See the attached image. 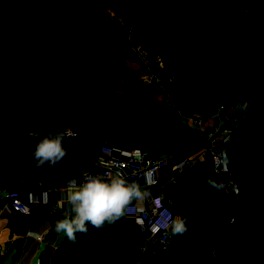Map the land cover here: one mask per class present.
Segmentation results:
<instances>
[{
	"label": "trees",
	"instance_id": "1",
	"mask_svg": "<svg viewBox=\"0 0 264 264\" xmlns=\"http://www.w3.org/2000/svg\"><path fill=\"white\" fill-rule=\"evenodd\" d=\"M131 2L0 0V184L45 171L46 163L32 164L28 132L70 128L119 149L155 148L161 155L194 144L190 128L154 97L160 90L116 57L111 38L125 29L101 21L114 6L138 21L132 30L151 47L149 69L158 52H179L194 65L187 83L158 84L175 106L205 116L220 101L241 95L246 102L221 148L232 157L226 167L237 196L208 182H216L208 163L178 172L166 196L188 227L180 245L156 251L151 264H246L250 256L264 264V0ZM231 44L246 51L233 62ZM101 77H119L132 90L114 94ZM77 237L73 244L64 235L49 264H134L129 248L139 236L124 216L102 229L89 225ZM207 244L214 245V258L205 254Z\"/></svg>",
	"mask_w": 264,
	"mask_h": 264
},
{
	"label": "built area",
	"instance_id": "2",
	"mask_svg": "<svg viewBox=\"0 0 264 264\" xmlns=\"http://www.w3.org/2000/svg\"><path fill=\"white\" fill-rule=\"evenodd\" d=\"M154 97L159 101H165L173 108L174 115L190 128L193 140L197 144L195 153L172 159L168 155L152 154L148 150L131 148L119 151L111 148L106 140L96 141L85 137L77 130L59 128L71 135L64 138V145L68 150L66 156L55 165L46 163L44 178L20 179L12 184H0V201L15 213L31 220L34 208L52 204L51 195L54 194L53 209L62 215L66 208L63 199L64 183L69 177L76 176L79 183L84 175L100 173L107 176L119 170L127 179L135 180L147 188L143 199L134 200L131 210L124 215L136 227L139 250L142 254L151 255L158 250L167 249L171 237L164 235L165 230L160 226V221L175 216L166 196L168 182L166 184L161 182L167 161L170 162L172 171L208 163L216 182L222 185L219 189L233 197L238 194L236 180L219 158L223 144L230 138L231 129L225 127L224 123L234 115L235 108L219 103L213 111L201 116L175 106L173 98L164 96L160 91H157ZM32 133L34 132H28L27 135L29 144L35 147ZM45 182H49V187H45ZM36 240L53 242L45 233L37 235Z\"/></svg>",
	"mask_w": 264,
	"mask_h": 264
},
{
	"label": "clouds",
	"instance_id": "3",
	"mask_svg": "<svg viewBox=\"0 0 264 264\" xmlns=\"http://www.w3.org/2000/svg\"><path fill=\"white\" fill-rule=\"evenodd\" d=\"M245 107L246 102H237L238 110ZM65 136L71 135L59 128L32 133L35 147L29 156L33 166L39 169L45 163L55 165L65 157L68 151L64 145ZM28 144L26 142L25 147ZM219 158L225 166L232 160L226 149L219 153ZM208 182L216 188L222 186L211 179ZM64 186L66 208L55 220L54 230L64 234L73 244L79 243L78 232L86 234L89 225L102 229L112 224L131 210L134 200L143 199L147 192V188L135 180L127 179L119 170L107 176L100 173L84 175L79 183L76 176H71ZM186 219L176 215L160 221V226L165 230L164 235L174 237L176 234H183L188 227Z\"/></svg>",
	"mask_w": 264,
	"mask_h": 264
},
{
	"label": "rangeland",
	"instance_id": "4",
	"mask_svg": "<svg viewBox=\"0 0 264 264\" xmlns=\"http://www.w3.org/2000/svg\"><path fill=\"white\" fill-rule=\"evenodd\" d=\"M134 1L140 2L141 0H132V2ZM101 21H103L106 24H112L113 25L112 28L116 27L119 32H122L119 26L125 29L126 32L124 33L125 35L122 34L121 37L119 35H115L111 39L113 40V42L115 41L116 43L115 42L114 43L115 45H117L116 48H114V50L117 52L116 57L122 58L125 64L129 67L128 73L132 72L133 74H135L137 80H142L144 83H146V85L147 84L152 85V87H154L156 90L162 91L167 97L169 96L167 89L166 88L163 89V86L158 85L161 80L170 85H177L182 82L187 83L190 77L194 76V72H195L194 65L188 62L184 58V56H182L179 52L176 51H171L168 55H164L158 52L157 55L154 56L153 67L149 69L147 67L149 66V63L147 61L148 58L147 56H149V53L152 51L151 47L148 45V48L150 49L149 52L145 46L146 43L143 41V38H141L143 34H137L135 31L132 30L133 26L136 25L138 21L129 14H127L124 10L118 9L117 7L114 6H107L101 16ZM227 32L228 31H226V33ZM229 51L231 53L235 51L233 52L234 55L232 62L237 59V54L239 52H240L239 57L242 56L243 54H246L245 49L242 50L241 47L238 48L237 46L235 47V45L232 44L229 46ZM101 79H103L105 84L114 94L130 92L132 90V86L129 83H125L123 80L119 79V77H113V78L101 77ZM253 80L256 83L257 81L256 67L253 70ZM238 101L244 102L241 95L236 99L223 100L219 102L224 106L232 105L235 108L234 115L225 120L224 124L225 127H228V129H232L237 124L240 113L244 111V109L238 110L237 108ZM170 109L172 111L173 116H175L173 113L174 112L173 108ZM185 113L187 115H191L188 114L187 112ZM84 136L87 138H92L91 136L88 135H84ZM193 143H194L193 145L188 143V145H186L188 146V149L185 151H182L180 153H169L168 154V156H170L169 158L175 159L180 156L187 155L191 152L195 153L197 144L195 142ZM110 147L114 148V150H119V151L124 150V149H119L116 146H110ZM147 150L152 154L159 155V153H157V150L155 148H150ZM180 171L181 170L172 171L170 162L167 161L162 174V180H161L162 184H166L167 182L168 183L172 182L175 178V175ZM25 219L27 220L29 218L26 217ZM92 237L95 240H97L98 238H100V233L95 230L92 233ZM179 239H180V234H177L176 238L170 242V246L180 245L181 240ZM204 251L205 254H207L210 258L215 257L213 244H207L204 248ZM153 254L151 255L142 254L138 248V242L132 244V246L129 248V259H132L134 264H151L152 259L150 257ZM68 259L72 263V259L70 256L68 257ZM246 264H261V263L258 260V258L255 259L254 256H250L247 259Z\"/></svg>",
	"mask_w": 264,
	"mask_h": 264
},
{
	"label": "crops",
	"instance_id": "5",
	"mask_svg": "<svg viewBox=\"0 0 264 264\" xmlns=\"http://www.w3.org/2000/svg\"><path fill=\"white\" fill-rule=\"evenodd\" d=\"M38 177L44 178V172ZM45 187H49V182H45ZM51 202L35 207L31 220H26L0 201V264H49L52 253L64 238V234L54 230V222L61 216L53 209L54 194ZM42 233L53 242L37 241L36 236Z\"/></svg>",
	"mask_w": 264,
	"mask_h": 264
}]
</instances>
